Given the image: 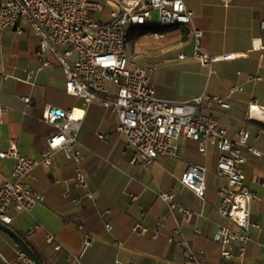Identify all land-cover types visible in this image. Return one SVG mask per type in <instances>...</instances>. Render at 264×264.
I'll use <instances>...</instances> for the list:
<instances>
[{
	"label": "crops",
	"instance_id": "crops-1",
	"mask_svg": "<svg viewBox=\"0 0 264 264\" xmlns=\"http://www.w3.org/2000/svg\"><path fill=\"white\" fill-rule=\"evenodd\" d=\"M182 1L193 14L190 26L173 28L161 37L144 36L143 27L140 31L129 26L126 56L148 71L161 99L187 102L204 94L225 99L228 109L205 101L200 113L217 120L229 135L247 127L248 143L264 153V114L254 111L253 118L248 117L250 105L264 110V0H230L228 5L224 0ZM105 5L101 19L110 10ZM19 25L21 33L0 31V105L7 107L0 117V151L14 145L23 157L39 158L47 148V137L55 132L44 122V112L48 107L63 109L80 125L77 147L94 196L85 198L84 191L75 187L73 164L62 152L57 153L54 167L33 170L29 185L44 201L29 213L12 210L8 226L42 264H187L181 248L167 241L177 223L204 264H264L263 158L244 152V182L255 194L247 226L251 241L243 259H224L220 244L213 240L219 221L231 224L219 215L217 189L226 181L216 170L218 150L209 147L202 155L195 141L181 138L178 158L160 155L153 164L140 165L116 132V113L99 103L84 107L80 98L68 94L55 56L50 54L49 65L42 67L38 37L25 21ZM192 28L202 33L200 51L235 57L210 67L202 65L195 55ZM236 86L241 89L230 93ZM23 96L29 97V103L21 100ZM189 163L207 169L204 200L179 181ZM11 166L10 159L0 158V186ZM172 189L176 203L193 211L188 221L180 213L171 215L158 197V191ZM161 219L164 228L153 237L151 229ZM137 223L149 231L135 234L132 229ZM86 237H90L87 244ZM19 251L16 242L0 230V264H32L21 260Z\"/></svg>",
	"mask_w": 264,
	"mask_h": 264
},
{
	"label": "built area",
	"instance_id": "built-area-1",
	"mask_svg": "<svg viewBox=\"0 0 264 264\" xmlns=\"http://www.w3.org/2000/svg\"><path fill=\"white\" fill-rule=\"evenodd\" d=\"M230 0H224L228 5ZM110 6L105 19H95L94 13H104V5ZM193 14L182 0H0V31L14 29L21 33V21H25L39 41V55L42 67L49 65V55L53 54L65 76V89L70 95L82 100L84 107L92 103L115 112L118 118L116 132L124 139L133 152L134 161L147 167L158 156L176 159L180 156L179 140L190 139L197 143L198 151L206 155L209 147L218 150L217 173L225 179V184L217 189L221 204L213 240L220 244L224 259L237 256L243 259L246 244L251 241L247 226L250 208L255 194L245 184L244 152L257 158L264 153L248 143L247 127L229 135L227 130L213 117L200 113L205 101H214L222 109L229 103L216 95H202L192 101L177 102L156 96L146 69L130 63L125 53L129 26L143 27L144 36L161 37L176 27L191 25ZM196 41L195 55L200 63L210 67L214 62L230 60L232 54L211 56L200 51L201 31L192 28ZM241 88L233 87L230 93ZM29 103V97H21ZM258 110L249 106V119ZM7 107L0 105V117ZM44 122L53 126L55 132L47 137V148L39 158L23 157L16 146L11 145L0 151L1 159L12 161L10 175L3 178L0 186V222L10 224V212L29 213L44 196L29 185L36 167H54L58 152L73 164L75 187L84 191L83 197L93 199L82 167L83 154L77 147L79 123L71 115L59 108L48 107L43 115ZM205 166L189 163L179 181L204 200L206 189ZM69 189L65 191L68 196ZM158 197L171 215L180 213L183 221L193 216L188 207L175 201V191H158ZM108 230L111 229L106 224ZM164 228L162 219L151 229L153 237ZM133 232L143 235L149 229L137 223ZM90 237H86V244ZM48 242L53 236L47 237ZM167 241L181 248L187 264H204L197 260L196 253L189 246L182 227L177 223L167 235ZM55 249H59L56 245ZM18 257L30 262L21 250ZM170 264H180L172 262Z\"/></svg>",
	"mask_w": 264,
	"mask_h": 264
},
{
	"label": "water",
	"instance_id": "water-1",
	"mask_svg": "<svg viewBox=\"0 0 264 264\" xmlns=\"http://www.w3.org/2000/svg\"><path fill=\"white\" fill-rule=\"evenodd\" d=\"M0 230L8 234L16 242L19 248L27 255L32 264H42L28 243L20 235L14 232L8 225L0 222Z\"/></svg>",
	"mask_w": 264,
	"mask_h": 264
},
{
	"label": "rangeland",
	"instance_id": "rangeland-1",
	"mask_svg": "<svg viewBox=\"0 0 264 264\" xmlns=\"http://www.w3.org/2000/svg\"><path fill=\"white\" fill-rule=\"evenodd\" d=\"M104 7H106V5H105ZM109 8H110V7H109ZM93 17H94L95 19H98V20L102 18L100 13H94V14H93ZM137 30L142 31V28L137 27ZM128 33H129V32H128Z\"/></svg>",
	"mask_w": 264,
	"mask_h": 264
}]
</instances>
